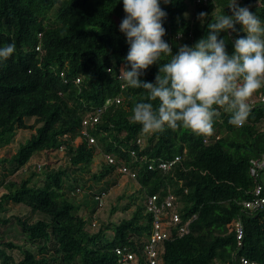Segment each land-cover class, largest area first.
<instances>
[{
	"label": "trees",
	"instance_id": "16d2710c",
	"mask_svg": "<svg viewBox=\"0 0 264 264\" xmlns=\"http://www.w3.org/2000/svg\"><path fill=\"white\" fill-rule=\"evenodd\" d=\"M229 3L161 0L167 13L164 39L173 55L206 37L214 11L231 16ZM237 3L264 24V0ZM200 12L208 14L204 24L197 18ZM125 15L123 0H0V47L14 43L16 48L9 59L0 60V152L19 133L31 131L12 156H0V188H5L0 225L15 220L24 237L22 243L5 241L0 229V264H118L116 248L137 251L151 233L147 198L169 194L177 197L184 220L197 218L188 234L166 241L163 264H240L242 258L264 264V207L251 211L243 205L253 199L257 184L264 186V175L255 180L249 173L250 161L264 153V102L249 103L250 116L240 127L220 110L211 136L167 126L162 133L142 134L131 117L134 105L147 101V92L119 79L121 68L130 69L129 45L120 31ZM238 36H246L240 24L235 32L220 33L230 54ZM163 63L151 66L141 80L155 83ZM260 92L264 89L253 96ZM116 98L121 102L90 127L96 143L89 144L81 135L84 116ZM27 119L34 123L28 125ZM43 153L67 157L68 164L51 168L50 161L41 163L20 183L11 180ZM98 155L114 156L115 165L104 163L91 173ZM177 156L181 162L170 172L148 168ZM121 165L136 174L139 186L118 198V204L127 200L122 211L131 214L94 227L95 195L116 184L111 178ZM85 173L99 189L81 183ZM81 191L86 198L75 203ZM11 206L21 210L10 215ZM236 220L244 226L242 245L232 229Z\"/></svg>",
	"mask_w": 264,
	"mask_h": 264
},
{
	"label": "clouds",
	"instance_id": "9594fccd",
	"mask_svg": "<svg viewBox=\"0 0 264 264\" xmlns=\"http://www.w3.org/2000/svg\"><path fill=\"white\" fill-rule=\"evenodd\" d=\"M123 8L126 15L120 31L129 45L126 62L130 69L121 68L119 79L125 86L147 92V101L136 103L131 117L142 126V134L162 133L167 126L211 136L220 110L231 114L230 124L240 127L246 123L251 113L249 99L264 89V24L256 14L230 0L231 16L214 11L206 37L191 47H180L173 55L164 39L167 13L161 0H123ZM197 18L204 24L208 14L200 12ZM237 24L246 36L235 39L230 54L228 43L219 36L235 32ZM15 51L14 43L0 47V60L6 61ZM160 61L165 63L155 83L142 81L140 77Z\"/></svg>",
	"mask_w": 264,
	"mask_h": 264
},
{
	"label": "built area",
	"instance_id": "2783aa9c",
	"mask_svg": "<svg viewBox=\"0 0 264 264\" xmlns=\"http://www.w3.org/2000/svg\"><path fill=\"white\" fill-rule=\"evenodd\" d=\"M206 1V0H204ZM39 49V48H37ZM63 76V74H61ZM67 83L66 80H64ZM80 80H76L79 83ZM257 101L264 102V93L260 92L257 95L249 99V103L254 105ZM120 98L108 99L100 108L94 111L88 112L82 121L81 135L88 141L89 144H95L96 139L90 134V127L98 124L104 112L110 106L119 104ZM220 137H216V140ZM137 144L141 145V139L137 140ZM61 151H64V147H61ZM133 157H136L134 151L131 152ZM106 161L110 165H115L116 160L112 155H105ZM181 162V157L177 156L172 160L159 161L152 163L148 166L150 170L159 169L163 172H170ZM251 167L249 173L252 178L259 180L264 175V153L256 159L250 161ZM40 164L38 168L40 169ZM118 173L121 176L128 177L130 180L136 182V174L130 171L127 167L121 165L118 168ZM108 192H99L95 195V200L98 201V207L104 205V199ZM254 197L252 200L246 201L243 205L245 208L251 211H258L264 207V186L257 184L254 190ZM145 207L148 213L152 216L151 221V233L146 238L142 247L137 251H133L131 247L124 246L116 248L115 252L118 257V264H163V255L165 252L166 241L175 238L182 237L189 233L191 222L196 219V215L184 220L179 213V204L177 197L173 194L160 197L159 195H153L147 198ZM234 231L237 234L238 245H242V239L244 235V226L240 220H236L233 223ZM230 264V263H227ZM240 264H259L251 262L245 258L240 259Z\"/></svg>",
	"mask_w": 264,
	"mask_h": 264
},
{
	"label": "rangeland",
	"instance_id": "374dc122",
	"mask_svg": "<svg viewBox=\"0 0 264 264\" xmlns=\"http://www.w3.org/2000/svg\"><path fill=\"white\" fill-rule=\"evenodd\" d=\"M253 97V96H252ZM27 124L32 125L34 123L33 119H27ZM31 134L30 130L23 131L18 134V136L15 138L14 142L3 148L0 152L1 157H10L12 156L15 151L17 150L20 143L25 141ZM52 163L50 166L51 168H57L60 166H64L68 164L67 157L59 158L54 156V154L48 155V154H40L33 158L30 166L24 170L19 172L18 174L11 177L12 181H15L17 183H20L23 179L28 178L30 175H32L37 170L35 167L41 163L45 165V163L49 162ZM104 163H107L106 158L102 155H98L95 158L94 163L91 166V173L98 172L102 165ZM82 178L81 183L86 182L87 185H91L95 190L99 189V187L94 184V182L91 180L90 174L85 173L84 175H80ZM114 179L116 181V184L114 186H110L107 196L104 199V206L98 207L96 209V220L94 221L93 225L94 227H97L100 225L101 222L107 223L109 220L118 221L121 218L128 217L131 214V210L124 212L122 211V206L127 202L126 199H124L120 204H118V198L122 197L123 195H131L135 193L139 186L135 181L130 180L128 177L121 176L118 173H115L111 180ZM102 187H105V184H101ZM5 192V188H0V196L2 193ZM86 198L85 192L81 191L78 193L77 196H74V202L80 203L84 201ZM90 200V199H89ZM91 201V200H90ZM18 210H21L17 206H11L9 214H15ZM114 211V212H113ZM80 212L82 214H86L85 209L81 208ZM111 212H113L111 214ZM96 225V226H95ZM0 229L3 235V238L5 241H14L15 243H22L23 235L21 233L20 228L16 225L15 220H11L10 223L6 226H1ZM14 255L16 258L19 257V254L17 251L14 252Z\"/></svg>",
	"mask_w": 264,
	"mask_h": 264
}]
</instances>
